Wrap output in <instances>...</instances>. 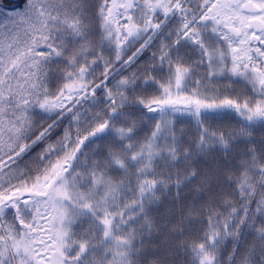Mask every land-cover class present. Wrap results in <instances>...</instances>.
<instances>
[{
	"label": "snow or ice",
	"instance_id": "snow-or-ice-1",
	"mask_svg": "<svg viewBox=\"0 0 264 264\" xmlns=\"http://www.w3.org/2000/svg\"><path fill=\"white\" fill-rule=\"evenodd\" d=\"M0 264H264V0H0Z\"/></svg>",
	"mask_w": 264,
	"mask_h": 264
}]
</instances>
